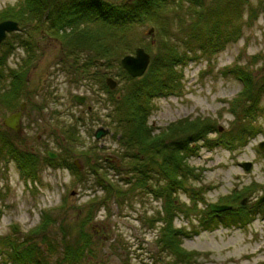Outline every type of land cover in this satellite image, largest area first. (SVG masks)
<instances>
[{
	"label": "rangeland",
	"instance_id": "1",
	"mask_svg": "<svg viewBox=\"0 0 264 264\" xmlns=\"http://www.w3.org/2000/svg\"><path fill=\"white\" fill-rule=\"evenodd\" d=\"M106 1L117 6L143 2ZM21 3L25 2L0 0V13L11 9L17 15L23 11ZM145 3L138 9L146 11L147 17L138 22L120 23L115 29L89 23L94 32L106 33L107 39H90L88 45L66 36L69 27L62 33L50 29L44 15L28 17L26 13L27 17H19L23 22L12 19L24 29L9 33L0 46V264H15L11 253L26 240L40 245L51 264H62L66 243L79 238L82 216L88 217L82 229L94 242L95 256L81 264L170 261L158 241L167 224L156 222L165 220L168 201L154 193L169 179L149 162L147 153L127 142L132 124L121 120L116 106L134 80H151L154 58L171 46L186 55L187 65L176 66L182 74L176 86L181 88L169 86L160 94L151 85L150 91L155 92L146 124L152 128V137L181 120L211 123L209 134L189 144L185 160L189 171L181 172L171 188L173 224L182 247L193 257L190 264H264V202L256 206L264 197V151L260 148L264 93L253 113L249 110L253 100L243 94L244 82L235 72L251 73L256 84L264 78V0H198L196 6L183 0ZM231 4L238 10L224 15L223 7ZM203 8L221 14L222 42L227 32L238 33L222 43L221 52L208 50L198 29H191L201 18L196 11ZM101 43L112 49L110 56L98 51ZM138 48L151 57L140 79L122 66L123 58L134 56ZM14 74L26 75L25 87L16 97L4 100V93L12 90ZM107 78L118 83L115 90ZM74 96L85 97V103L72 102ZM24 103L22 131L15 133L3 121ZM249 126L251 132L243 134ZM100 128L108 133L97 140ZM233 134L230 141L227 135ZM5 139L29 159L13 158ZM49 152L56 158L50 159ZM246 163L251 164L249 171ZM144 165H151L147 184L136 186L135 174L138 182ZM93 199L97 201L91 206L88 202ZM211 204L232 210L216 214ZM45 218L52 220L46 236L55 243L53 253L34 231Z\"/></svg>",
	"mask_w": 264,
	"mask_h": 264
},
{
	"label": "trees",
	"instance_id": "2",
	"mask_svg": "<svg viewBox=\"0 0 264 264\" xmlns=\"http://www.w3.org/2000/svg\"><path fill=\"white\" fill-rule=\"evenodd\" d=\"M146 1L143 0V2L138 3L136 6H130L127 4H118L117 6L106 0H69L68 2H62V0H23L25 3H21L20 5L23 8L22 12L15 15L11 9H7L0 13V21L10 19L21 21V18L19 17H27L26 13H28V17L30 14L32 16L37 14L41 16L44 15V17L46 16L49 19L48 24L50 29L54 30L56 33H62L66 27H69L71 29L70 34L67 35V33H64L66 36H70V39L76 40L77 43L88 45L87 42L90 39L96 40L95 38H97L98 40L100 39V41L107 39L106 33L101 34L100 31L94 32V30L88 25L89 23L93 25L100 24V26H103L104 23L108 29H115L117 25L121 26L120 23L138 22L142 18L147 17L146 11H143L142 8L141 11L138 9V7L146 6ZM183 1L195 5V2L198 0ZM201 1L203 3V0ZM239 1L245 2L246 0ZM223 9L224 15H226V13L231 10L237 11L238 7L235 6L233 9V5L231 4V6L223 7ZM196 12L201 15V18H198V20L192 24L191 29L195 32L196 29H198L199 33L202 34V40H204L205 47L209 48L208 50L212 49L214 53L221 52L223 50L222 43H226V41L230 42L229 39L236 38L238 33L233 32H227L225 42H222L219 38L222 37L220 30H222V25L224 26V22L221 19V14L219 12H216L214 15L210 10L205 8L201 10L198 9ZM84 24L86 26H83ZM98 48V51L103 56H110L112 54V51H110L112 49L103 43H101ZM186 62V55L177 51L174 46H171L167 52L162 50V55L158 56L157 59L156 57L154 58L152 71L153 77L151 80L149 77L146 79L143 78L142 80H134V78H132V80H134L133 86L126 91L116 106L118 116L121 120L132 124V129L127 131V142L130 143V145H133L138 152L141 151L142 153H147L149 162L160 170L164 179H169L167 185L160 186L157 189V192H154L158 197H161L159 195H162L165 200L168 201L165 210L166 212L164 211L166 213L165 220L160 219L156 221H165L167 224L162 228V236L158 240L161 253H166L168 256L167 258L170 260L167 264H190L193 258L192 255L182 247L181 235L173 224L174 216L172 209L174 207V202L172 197L174 192L171 188L179 181L178 178L179 175H181V172L187 173L189 171L185 168L186 151L190 149L189 144L197 142L209 134L211 123L210 121H203L202 119H196L194 121L181 120L178 123L172 124L166 132L152 137V128L146 124V119L149 115L148 104L154 96L153 92H155H151L150 88L155 85L160 94L169 86L174 90L181 88V86H176L179 84L180 78H182V74L180 72L179 75L176 66L181 64L187 65ZM120 72L121 76L124 75L126 77L125 71H122L121 69ZM235 72L240 77L239 79L244 82L245 89L243 94H249V97L253 100V104L249 110L256 113L259 109L258 102L260 96L264 93V78L261 82L256 84L255 78L252 77L251 73L249 76L246 72L243 73V71L239 72L235 70ZM25 78L26 75L14 74L12 90L6 91L2 99L8 100L16 97L21 89L25 87ZM245 128H243V134L246 135L248 132H251L248 129H252L253 127L249 126ZM228 137H230L229 140L231 141V137H234V134L227 135V138ZM171 139H173V141H170ZM245 140H247V136L245 138H240V141L244 142ZM4 145L13 158L22 159V157L26 156L29 159L26 153L22 152L18 147H15L9 140L5 139ZM184 151L185 155L183 157L182 153ZM29 156L37 159L33 154H29ZM188 157L189 156L187 155V158ZM141 167L142 171L138 173L141 180H138V184L141 187H144L147 184L146 177L149 173L148 168L151 167V165H144ZM72 170L78 172L77 167L75 166L72 167ZM107 193L111 194V192ZM96 201V199H93L88 203L92 206ZM246 214L249 215L250 213ZM87 218L88 217L84 218L82 216L78 221V240L76 239L77 241L71 245L66 243L64 249V261L62 264H81L80 262L85 258L94 259V242L82 229L85 224V219ZM51 222L52 220L50 218H45L34 231L42 236V243L48 246L47 249L53 253L55 251V246L53 245L54 241L49 240L46 236L47 229L51 225ZM11 255L16 260L15 264H51L41 251V246L36 245L35 243H30V240H26L22 244H17L15 252L11 253Z\"/></svg>",
	"mask_w": 264,
	"mask_h": 264
},
{
	"label": "water",
	"instance_id": "3",
	"mask_svg": "<svg viewBox=\"0 0 264 264\" xmlns=\"http://www.w3.org/2000/svg\"><path fill=\"white\" fill-rule=\"evenodd\" d=\"M142 1V0H138ZM24 28H20L19 24L15 21H3L0 23V45L4 42V40L7 38L8 33H14L16 31H22ZM154 32V30H151V34ZM151 57L150 55L145 51L143 48H138L135 55H127L122 60V66L128 74L134 78H140L142 77L150 64ZM107 84L112 89L115 90L118 86V83L112 79L107 78ZM78 102L79 104H84L86 101L85 97L81 96H74L72 99V102ZM26 108V104L24 103L20 110L16 112L15 114L11 115L10 117L6 118L3 121V124L15 131V132H21L22 129V118L23 114ZM222 131V129H220ZM108 133V130L99 129L96 132V138L97 140H100L102 137H104ZM260 148L262 151H264V143L260 145ZM50 158L54 159L56 158V154H52L49 152ZM246 169L249 171L251 169V164L246 163L244 164ZM264 202V197H262L257 203V205H260ZM210 209L212 212L215 213H223L232 210V207L226 206V205H215L211 204Z\"/></svg>",
	"mask_w": 264,
	"mask_h": 264
},
{
	"label": "bare ground",
	"instance_id": "4",
	"mask_svg": "<svg viewBox=\"0 0 264 264\" xmlns=\"http://www.w3.org/2000/svg\"><path fill=\"white\" fill-rule=\"evenodd\" d=\"M135 182H136V186H140L139 184H138V182L136 181V178H137V173L135 174ZM138 178H139V175H138Z\"/></svg>",
	"mask_w": 264,
	"mask_h": 264
}]
</instances>
